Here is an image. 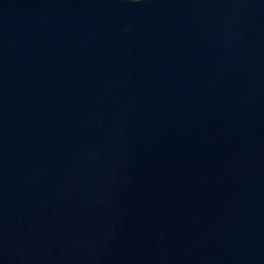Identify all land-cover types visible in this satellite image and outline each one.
<instances>
[{
	"label": "water",
	"instance_id": "1",
	"mask_svg": "<svg viewBox=\"0 0 264 264\" xmlns=\"http://www.w3.org/2000/svg\"><path fill=\"white\" fill-rule=\"evenodd\" d=\"M0 264H264V0H0Z\"/></svg>",
	"mask_w": 264,
	"mask_h": 264
}]
</instances>
